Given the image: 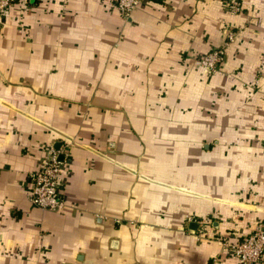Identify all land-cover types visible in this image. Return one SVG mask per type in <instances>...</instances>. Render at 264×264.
Returning <instances> with one entry per match:
<instances>
[{
	"label": "crops",
	"instance_id": "obj_1",
	"mask_svg": "<svg viewBox=\"0 0 264 264\" xmlns=\"http://www.w3.org/2000/svg\"><path fill=\"white\" fill-rule=\"evenodd\" d=\"M231 1L0 18V264H239L264 226V0ZM216 49L221 70L197 64ZM50 145L68 152L57 213L29 200Z\"/></svg>",
	"mask_w": 264,
	"mask_h": 264
},
{
	"label": "built area",
	"instance_id": "obj_2",
	"mask_svg": "<svg viewBox=\"0 0 264 264\" xmlns=\"http://www.w3.org/2000/svg\"><path fill=\"white\" fill-rule=\"evenodd\" d=\"M142 1L118 0V9L128 19ZM30 2L31 0H0V18H5L15 4L28 5ZM229 11L240 13L242 4L238 0H232L229 4ZM233 38L231 34L230 41ZM225 56L226 49H216L197 60V64L210 72H218L225 63ZM67 157L66 147L57 148L55 145H50L39 162L38 170L29 176V200L35 208L57 213L66 207L61 195V175L65 165L64 159ZM231 249L239 264L260 263L264 259V226H258L238 246Z\"/></svg>",
	"mask_w": 264,
	"mask_h": 264
},
{
	"label": "water",
	"instance_id": "obj_3",
	"mask_svg": "<svg viewBox=\"0 0 264 264\" xmlns=\"http://www.w3.org/2000/svg\"><path fill=\"white\" fill-rule=\"evenodd\" d=\"M62 159V158H61Z\"/></svg>",
	"mask_w": 264,
	"mask_h": 264
}]
</instances>
